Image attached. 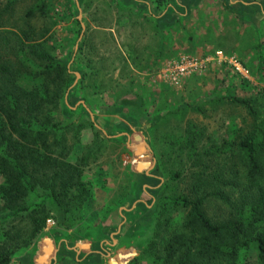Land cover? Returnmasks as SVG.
I'll list each match as a JSON object with an SVG mask.
<instances>
[{"label": "trees", "instance_id": "trees-1", "mask_svg": "<svg viewBox=\"0 0 264 264\" xmlns=\"http://www.w3.org/2000/svg\"><path fill=\"white\" fill-rule=\"evenodd\" d=\"M152 1L166 8L173 0ZM61 2L0 0V264H20L16 254L46 230L52 212L60 213L58 224H72L74 211L93 199L86 168L104 155L108 141L116 139L67 104L76 79L70 68L74 55L58 52L56 41L60 46L64 42L55 29L71 23L75 44L84 28L74 18L75 4ZM112 2L119 11L125 9L117 0ZM222 3L226 14L237 15L227 0ZM90 28L87 22L86 31ZM86 33L75 59L92 50ZM253 51L254 57L239 61L264 81L260 37ZM92 68V60L86 58L81 84L91 78ZM116 92L111 87L108 93ZM131 92V87L120 89L113 98L120 103L121 96ZM80 100L90 115L87 99L82 95ZM224 104L244 108L247 117L244 126H229L222 139H214L205 126L191 120L179 131L165 133L168 147L190 165V186L164 197L153 240L144 249L151 264H264V115L256 102L236 93L209 94L198 103L167 110L151 126L173 116L183 121L190 109L204 113L205 105L217 109ZM87 127L94 138L79 154L75 147ZM186 176L182 170L173 173V178Z\"/></svg>", "mask_w": 264, "mask_h": 264}, {"label": "rangeland", "instance_id": "rangeland-1", "mask_svg": "<svg viewBox=\"0 0 264 264\" xmlns=\"http://www.w3.org/2000/svg\"><path fill=\"white\" fill-rule=\"evenodd\" d=\"M70 1L75 4L74 18L81 21L84 30L74 44L75 31L71 29V23L55 29L57 39L64 42L60 46L56 41L58 52L67 57L74 55L70 68L76 79L67 104L78 108L77 114L87 119L90 116L108 135L123 136L126 132L128 135L134 132L141 135L142 142L149 149L137 154V149L128 148L125 144L127 138L108 141L104 155L85 170V180L91 183L93 199L83 210L74 211L69 227L58 224L60 213L52 212L46 230L29 248L19 251L15 260L20 264H131L138 259L141 264H151L152 257L144 249L150 247L153 240L159 207H163L165 196L187 191L190 186V165H184L182 156H177L168 147L165 133L179 131L187 120H191L205 126L207 134L214 139H222L229 126L243 125L247 111L230 104L217 109L205 105L204 113L188 110L183 121L173 116L167 122L162 121L152 127L154 119L184 102L195 104L205 100L209 94L226 93L251 98L264 115V81L257 80L248 68L250 74L245 77L230 62H205L203 70L182 77L179 83L160 80L157 74L167 67L168 62L178 61L183 55L206 61L216 51L223 50L238 60L243 57L248 61L254 57L253 46L257 38L264 41V0H227L239 16L230 12L226 14L222 9L223 0H173L166 8H158L152 0H117L119 7L126 6V16L125 10L119 11L112 0ZM64 2L62 0L61 4ZM143 3H153V9L146 11L143 7L147 6ZM142 14L148 16L142 17ZM120 19H131L132 25L125 26L118 34L121 41L137 40L140 45L153 43V63H157L153 80H108L101 73L92 74L91 78L88 76V80L81 84L79 80L85 59L93 62L99 57V51L110 55L116 49L114 38L117 39V35L111 36V32L94 26H116ZM87 22L91 24L88 31ZM85 33L92 50L89 55L80 54L75 59ZM190 35L193 38L190 39ZM113 56L116 60L117 55ZM242 80L249 84L242 83ZM111 87H115L117 92L131 87L132 92L121 96L122 102L118 103L113 98L117 92L108 93ZM82 95L93 108L92 116L80 107ZM105 104L108 105L104 107ZM93 138V130L84 128L75 151L80 154ZM142 142L135 143L141 145ZM180 170L187 176L173 178V173ZM215 208L209 206L214 213ZM47 239L52 240L51 245ZM79 243H87L89 248L78 251L75 247ZM46 248L52 251L45 261L38 263ZM131 252L136 254L130 255Z\"/></svg>", "mask_w": 264, "mask_h": 264}, {"label": "crops", "instance_id": "crops-1", "mask_svg": "<svg viewBox=\"0 0 264 264\" xmlns=\"http://www.w3.org/2000/svg\"><path fill=\"white\" fill-rule=\"evenodd\" d=\"M143 4L147 6V7H143L144 9L146 8V11H150L153 9V3L151 4L143 3ZM121 6L125 7L124 15L126 16V10H127L126 6L125 5H121ZM141 16L147 17L148 15L142 14ZM126 20L127 21H125V19L123 20L120 19L118 24H116V26L115 25H112V26H96L95 25L96 27L94 26L95 29L107 30L111 32L110 33L111 36L116 37L117 35V39L114 38V41L116 43V49L112 52L113 54L105 55L107 53L101 52L100 58L97 57V60L99 61L97 60L93 61V68L91 71L93 74H95V72L99 69L101 73H104L102 77L108 80H121V81L130 80V79L153 80V43L151 44L144 43L143 45L141 43L140 45V42H138L137 40H132L131 42H129V40L126 42L121 41L120 40L121 38H119L118 34H121L120 32H122V30L125 29V26H128V27L132 26L130 23L131 19L130 21L129 19H126ZM120 26L121 27L124 26V27L119 28ZM113 55L115 56L117 55L116 60ZM97 63H99L101 67L98 68ZM80 101L83 102V100H80ZM107 105L108 104H105L104 107H106ZM107 109H109V107H107ZM87 110L90 112L91 116L92 114H94L93 108L92 110H89V108H87ZM101 110H102V107L99 108V111ZM122 135L123 136H121L120 134V135H116L112 137H116V139L118 138V140H122V138H127L128 139L127 143L124 142L127 145V147L128 148L133 147V150L137 149V151L142 149L141 145L145 144L144 142H142L143 141L142 136L138 135L135 132L132 135L131 134L128 135L127 132L123 133ZM135 142L136 143L142 142L143 144L140 145V144H136ZM83 245H86V246L83 248H79L78 251L89 248V245L87 243H83Z\"/></svg>", "mask_w": 264, "mask_h": 264}, {"label": "built area", "instance_id": "built-area-1", "mask_svg": "<svg viewBox=\"0 0 264 264\" xmlns=\"http://www.w3.org/2000/svg\"><path fill=\"white\" fill-rule=\"evenodd\" d=\"M213 61L217 63L230 62L238 73H241L245 77H249V70L234 55L228 56L223 50L216 51V53L206 61H199L193 57L183 55L178 61L173 60L168 62L167 67L160 70L157 75L160 80L179 83L182 77L203 70L205 62Z\"/></svg>", "mask_w": 264, "mask_h": 264}, {"label": "water", "instance_id": "water-1", "mask_svg": "<svg viewBox=\"0 0 264 264\" xmlns=\"http://www.w3.org/2000/svg\"><path fill=\"white\" fill-rule=\"evenodd\" d=\"M140 139V138H139ZM142 146V149H140L139 151H137V154H141V152H143V151H147L148 149H149V146L147 145V144H144V145H141ZM141 163H139V167L141 168ZM144 166H145V164H144ZM47 242L49 243V245H51L52 244V240H50V239H47ZM86 245H83V244H81V243H79L78 245H77V247H75V249L76 250H79V248H83V247H85ZM52 250H51V248H46L45 249V255H43L39 260H38V262L39 263H41V262H43V261H45L46 260V258H47V256L49 255V253L51 252ZM133 254H136V253H130V255H133ZM121 256H123V255H121ZM115 264V263H114Z\"/></svg>", "mask_w": 264, "mask_h": 264}]
</instances>
